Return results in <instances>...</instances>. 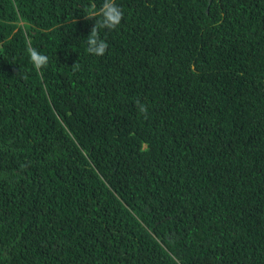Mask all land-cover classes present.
I'll use <instances>...</instances> for the list:
<instances>
[{
  "label": "trees",
  "instance_id": "obj_1",
  "mask_svg": "<svg viewBox=\"0 0 264 264\" xmlns=\"http://www.w3.org/2000/svg\"><path fill=\"white\" fill-rule=\"evenodd\" d=\"M93 3L0 0V264H264V0Z\"/></svg>",
  "mask_w": 264,
  "mask_h": 264
},
{
  "label": "clouds",
  "instance_id": "obj_2",
  "mask_svg": "<svg viewBox=\"0 0 264 264\" xmlns=\"http://www.w3.org/2000/svg\"><path fill=\"white\" fill-rule=\"evenodd\" d=\"M84 18L86 20L95 21L90 35L85 40L87 44V53L97 57L104 56L108 49V43L101 38L99 31L100 29L115 30L124 18L122 9L116 4V0H103V3L99 6V8H97L93 3L91 7L86 10ZM26 51L34 69L41 70L48 65L49 58L46 55L41 54L36 48L29 46ZM75 67H77V63L73 68ZM137 108L141 115L147 117L148 109L144 104L137 101ZM70 181L73 185L77 186L74 174L71 175ZM89 184L92 188L91 194L89 196H84V200L80 208L76 212L68 211L65 214L70 215L72 218L78 216L92 200L98 197V195H100L104 189L108 187V183L103 172L94 175L90 179Z\"/></svg>",
  "mask_w": 264,
  "mask_h": 264
}]
</instances>
